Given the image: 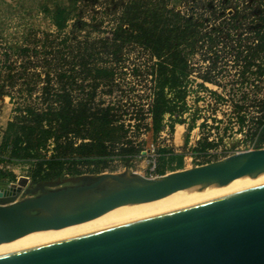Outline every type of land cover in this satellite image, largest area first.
I'll return each instance as SVG.
<instances>
[{
	"label": "trees",
	"instance_id": "16d2710c",
	"mask_svg": "<svg viewBox=\"0 0 264 264\" xmlns=\"http://www.w3.org/2000/svg\"><path fill=\"white\" fill-rule=\"evenodd\" d=\"M176 4L177 0H127L107 36L86 40L84 48L73 55L65 34L52 45L49 53L57 63L43 78L37 71L42 57L36 43L10 48L19 63L5 51L1 70L10 88L28 78H41L42 84L36 102L15 107L16 114L6 123L0 162L7 152L9 161L29 164L28 176L35 184L71 183L112 170L116 160L127 164L138 157L144 150L141 130L155 137L165 129L173 133L176 124L187 125L185 144L194 128L200 130L192 154L207 155L231 130L243 134L244 146L264 147V8L256 16L259 25L242 33L244 16L236 7L220 26L207 27L210 19L181 13ZM208 11L214 18L222 16H216L215 9ZM49 13L60 35L69 13L64 8ZM75 23V30L87 25L82 20ZM128 45L144 50L149 57L143 66L147 101L134 110L120 94L121 70L117 67ZM221 49L227 50L233 62L229 89L212 75ZM197 53L208 62L200 75L191 62ZM139 69H133L134 75ZM26 82L31 97L35 88ZM0 95L11 96L4 86ZM221 105L230 109L223 133L218 128L222 119L217 117ZM205 107L211 113H204ZM158 151L160 161L170 170L182 168V153L167 147ZM162 166H158L160 174L164 173Z\"/></svg>",
	"mask_w": 264,
	"mask_h": 264
},
{
	"label": "water",
	"instance_id": "95a60500",
	"mask_svg": "<svg viewBox=\"0 0 264 264\" xmlns=\"http://www.w3.org/2000/svg\"><path fill=\"white\" fill-rule=\"evenodd\" d=\"M264 173V148L154 178L100 173L18 200L27 179L0 188V243L92 220L182 187ZM44 185V184H40ZM0 264H264V182L192 197L81 235L0 254Z\"/></svg>",
	"mask_w": 264,
	"mask_h": 264
},
{
	"label": "rangeland",
	"instance_id": "374dc122",
	"mask_svg": "<svg viewBox=\"0 0 264 264\" xmlns=\"http://www.w3.org/2000/svg\"><path fill=\"white\" fill-rule=\"evenodd\" d=\"M127 0H0V61L3 60V53L6 51L11 60H16L15 55H12L11 47L22 45H33L36 43L39 50L40 58L38 61L37 71L43 78L45 71H51L55 63L52 60V45H55L65 34L69 36L68 44L72 55L84 48L85 42L96 40L100 37H106L107 32L114 26L115 19L118 16L122 5ZM224 5V7H223ZM235 7L237 11L241 12L240 16H244L241 19L243 27L242 33H248L247 29H251L259 25V21L256 18L260 9L264 8V0H177L175 8L181 13L188 14L190 16L199 17L203 19H210L206 22L207 27L220 26L221 23L228 18L229 15L234 14ZM57 8L66 9L69 13V20L64 31L59 35L58 31L50 21V11H54ZM212 9L216 12V16H220L219 19L214 18L213 14L208 11ZM244 18V19H243ZM78 20H82L87 25L82 30H75L73 24ZM76 24V23H75ZM226 26V24L224 25ZM59 35L60 37H57ZM47 36V37H46ZM52 39L55 42L52 43ZM48 46H44V45ZM66 50V49H65ZM68 50V49H67ZM224 50V49H223ZM221 49L220 57L217 60V66L214 68L212 75L223 87L229 89L232 84V73L234 67L232 58L229 56L227 50ZM125 54L121 62L117 64L119 70H121L119 79L121 90L120 94L123 95V99L130 104V108L133 110L147 101V87L148 84L145 80L144 68L145 63H149V57L147 52L132 45L126 46L124 50ZM71 55V54H70ZM71 55V56H72ZM46 57V58H45ZM203 55L196 54L192 57V64L195 66V73L198 75L206 72L208 62L203 61ZM46 59V60H44ZM18 62V59L16 60ZM73 61H76L73 60ZM16 62V64H17ZM19 63V62H18ZM2 62H0V87L4 86V90L11 96L0 95V142L4 133L6 123L13 118L16 114L15 107H23L25 103L36 102V95L39 93V87L42 84V79H26L29 82L30 88H35L31 97L27 93V82L18 80L16 85L12 88L8 85V80L2 72ZM57 65V64H56ZM137 66L140 67L138 75L133 72V69ZM195 82L199 81L196 75L192 77ZM195 84H191L192 87ZM209 88L216 89L215 86L208 85ZM222 91V90H221ZM119 95V92L114 93ZM192 105V101L189 102ZM203 106V104H200ZM217 117L222 119L218 123L219 132L223 133V127L227 123V113L230 109L224 105L218 107ZM194 109V108H192ZM210 107L202 108L204 113H211ZM199 123V121H198ZM212 124V121H210ZM214 131V129H213ZM143 133L140 136V140L143 141L142 148L144 149L140 156L135 157L132 161L125 164L123 161H114L111 164L112 170L105 171L103 173L125 174L127 176L145 175L148 168V161L150 159H158L159 166L164 168V173L167 174L175 170L190 169L194 166L203 165L211 161H215L223 158L226 155L234 153V151H240L245 149V146L241 143L243 134L235 132H227L223 141L219 143L217 150H213L211 154H192V147H194L200 137V130L196 127L188 135V142L184 143V137L187 133V125H175L174 133H170L167 129L163 130L159 135L153 137L150 131L141 130ZM161 147H167L174 150L177 153L183 154V167L180 169L170 170V168L160 161L158 149ZM264 148V147H262ZM28 163L15 162L8 160L7 152H3L2 161L0 162V171L4 172L0 175V188L6 187L11 184H16L21 177L27 179L26 185L22 188L18 200H22L27 197L35 196L40 193V187L44 188H56L68 184L78 183L80 180L64 183H55L44 185L35 184L28 176ZM162 175V174H161ZM178 193H176V196Z\"/></svg>",
	"mask_w": 264,
	"mask_h": 264
},
{
	"label": "bare ground",
	"instance_id": "6f19581e",
	"mask_svg": "<svg viewBox=\"0 0 264 264\" xmlns=\"http://www.w3.org/2000/svg\"><path fill=\"white\" fill-rule=\"evenodd\" d=\"M259 182H264V173L255 178L246 175H237L227 185L224 186L210 184L202 189H197L196 187L188 185L154 201L118 206L86 222L70 225L60 229L35 231L12 241L0 243V254L9 253L121 224L132 218L156 211L192 197L247 186ZM176 193H178L177 196Z\"/></svg>",
	"mask_w": 264,
	"mask_h": 264
},
{
	"label": "built area",
	"instance_id": "2783aa9c",
	"mask_svg": "<svg viewBox=\"0 0 264 264\" xmlns=\"http://www.w3.org/2000/svg\"><path fill=\"white\" fill-rule=\"evenodd\" d=\"M247 149H254V148L251 147V146H245V149H243V150H247ZM215 150H217V149H215ZM243 150H240V151H243ZM212 151H213V150H209L207 155L211 154ZM236 152H238V151H236ZM232 153H233V152H232ZM234 153H235V151H234ZM139 156H140V155H139ZM226 156H227V155H226ZM224 157H225V156H224ZM158 166H159V164H158V159H156V158L150 159V160L148 161V168H147V171H146L145 175H143V176H144V177H148V178H154V177H156V176L161 175V174L158 172Z\"/></svg>",
	"mask_w": 264,
	"mask_h": 264
},
{
	"label": "crops",
	"instance_id": "0c3cea01",
	"mask_svg": "<svg viewBox=\"0 0 264 264\" xmlns=\"http://www.w3.org/2000/svg\"><path fill=\"white\" fill-rule=\"evenodd\" d=\"M177 126H179L180 124H176ZM181 126V125H180ZM174 128H175V126H174ZM173 133H174V131H173ZM183 167V166H182Z\"/></svg>",
	"mask_w": 264,
	"mask_h": 264
}]
</instances>
